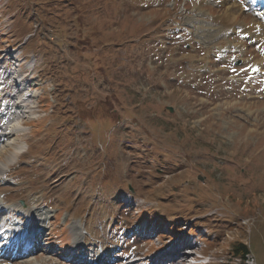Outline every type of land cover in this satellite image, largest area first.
Instances as JSON below:
<instances>
[{"label":"rangeland","instance_id":"rangeland-1","mask_svg":"<svg viewBox=\"0 0 264 264\" xmlns=\"http://www.w3.org/2000/svg\"><path fill=\"white\" fill-rule=\"evenodd\" d=\"M249 3L0 0V41L36 54L24 80L42 92L0 221L48 217L38 251L0 264L127 259L145 244L120 230L145 218L189 220L204 264H229L236 241L264 264V4Z\"/></svg>","mask_w":264,"mask_h":264},{"label":"bare ground","instance_id":"bare-ground-1","mask_svg":"<svg viewBox=\"0 0 264 264\" xmlns=\"http://www.w3.org/2000/svg\"><path fill=\"white\" fill-rule=\"evenodd\" d=\"M262 4H264V2L261 0H250V3L248 5H250V7L257 8L259 5ZM234 5H236L235 2L231 3L229 6L233 7ZM255 24H256L255 27L257 28L258 26L257 21L255 22ZM261 27L264 28V25L262 24ZM263 30L259 28L256 31L258 32L259 35H261ZM262 42L264 43V39ZM15 54H18V52L15 51ZM14 64L17 65V67L14 71L10 73V77H13V80H15L14 83L12 82L11 84V89H15V92L13 94L10 93L7 95L4 94L2 89H0V176L1 177L3 175L4 176L6 175V172L10 169L9 167L18 159V157L26 149V141L24 137L28 132V126L25 120L36 118L40 112V111L37 112L38 110L36 108H37V97L40 94L41 89L39 88L35 89L33 87H29L28 80H24L23 77L24 72L22 73L20 69V63H17V61L15 60ZM30 64L31 65L33 64V60ZM30 64H28V67L31 66ZM2 86H3L2 82L0 81V88ZM6 152L8 156L7 157L5 156L6 159H2L1 155ZM23 209L24 208L22 207L19 208V210H23ZM25 211L30 216H32L33 212H35L33 209L28 210L27 208L25 209ZM35 216L36 217L34 218L35 221L34 225L38 226L39 228H42V224L43 222H45L44 220L48 219V217L40 218L39 215L37 216V214ZM19 222L21 221L17 219L7 222L1 221L0 232H3L4 237L7 239L20 240L27 238L28 241L27 242L25 241V245H23V247L27 248L29 247L30 243H35L36 236H33L34 235L33 233L36 231H34L33 233H26V234L23 233L22 230L20 229ZM78 224L76 223L77 226L75 225V229L77 227V230L78 228H80ZM75 241L77 246L79 247L83 246L82 245V243H84L83 235L81 241L80 238L77 240L75 239Z\"/></svg>","mask_w":264,"mask_h":264},{"label":"trees","instance_id":"trees-1","mask_svg":"<svg viewBox=\"0 0 264 264\" xmlns=\"http://www.w3.org/2000/svg\"><path fill=\"white\" fill-rule=\"evenodd\" d=\"M229 264H249L247 256L251 253L250 247L244 241H236L233 243L230 252Z\"/></svg>","mask_w":264,"mask_h":264},{"label":"water","instance_id":"water-1","mask_svg":"<svg viewBox=\"0 0 264 264\" xmlns=\"http://www.w3.org/2000/svg\"><path fill=\"white\" fill-rule=\"evenodd\" d=\"M171 109H172V107H171Z\"/></svg>","mask_w":264,"mask_h":264}]
</instances>
